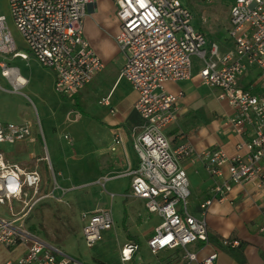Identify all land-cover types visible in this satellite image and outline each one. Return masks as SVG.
Instances as JSON below:
<instances>
[{"label": "built area", "instance_id": "built-area-1", "mask_svg": "<svg viewBox=\"0 0 264 264\" xmlns=\"http://www.w3.org/2000/svg\"><path fill=\"white\" fill-rule=\"evenodd\" d=\"M8 1L14 23L31 54L54 72L58 94L74 98L105 70L104 61L84 35L88 9L96 0ZM231 1L230 32L234 46L221 52L216 42L195 28L193 12L182 0H114L119 20L115 40L125 57L120 78L138 92L134 110L143 122L142 133L133 141L138 166L124 175L132 179V196L144 200L149 213L161 220L148 241L151 253L181 250V264L198 260L190 246L207 244L209 234L205 220L189 212V179L180 165L181 159L192 158L196 150L189 142L173 147L164 133L175 121V110L183 96L182 92L169 93L166 84L192 79L195 59L202 83L215 89L218 99L235 111L231 123L237 133L243 134L247 125L256 126L250 141L241 143L245 155L229 156L222 149L198 154L206 159L207 170L213 176L222 177V168L228 167L229 175L216 184L215 193L220 195V201H225L234 185L258 180L259 186L264 187V0ZM0 54L28 59L18 52L4 16H0ZM0 68L12 80L15 91L27 85L26 79L21 82L18 78L21 74L17 68L5 62L0 63ZM251 68L260 71L262 94L240 84ZM32 128L31 122H0V145L35 143ZM65 138L70 141L69 136ZM121 140L119 135L117 143ZM42 160L49 163L55 190L59 186L48 151ZM44 180L38 169L28 170L10 163L0 150V206L6 207V215L0 213V247L27 248L16 261L8 259L0 264H72L73 259L64 251L35 237L25 226L27 213L52 196L51 192L43 193ZM213 200L206 201L203 207L210 206ZM82 220V234L88 247L102 241L104 233L115 227L111 209L83 214ZM224 245L239 244L224 241ZM137 250L135 243L125 245L121 262L131 261ZM217 257L212 254L201 264H214Z\"/></svg>", "mask_w": 264, "mask_h": 264}, {"label": "crops", "instance_id": "crops-1", "mask_svg": "<svg viewBox=\"0 0 264 264\" xmlns=\"http://www.w3.org/2000/svg\"><path fill=\"white\" fill-rule=\"evenodd\" d=\"M118 32L119 20L114 0H96L95 5L88 9L84 21V35L92 49L104 61L105 70L109 64L119 65L120 70L125 64V57L115 40ZM197 62L195 59L192 79L166 84L169 93L178 94L182 92L183 96L175 110V121L164 129V133L173 147L189 142L196 150V154L192 158H183L180 162L189 179L191 193L189 212L194 217L205 220L208 226L209 242L190 246V249L196 252L198 256V260L191 264H201L212 254L218 255L214 264H264V187L259 186L258 180L234 185L232 191L227 194V199L220 201V195L215 193L214 188L216 184L227 179L229 175L228 167L224 166L222 168V177L213 176L207 170L206 159L198 157V154L202 151L214 149H222L229 156L245 155L246 149L240 148L241 143L250 141L254 136L256 126L247 125L243 134L237 133L231 123L235 111L229 107L227 102L218 99V92L215 89L202 83L200 66ZM101 73L93 81L97 80L96 78ZM53 76L52 83L54 84L56 80L54 72ZM120 79L119 76L118 80ZM244 79L249 82L247 86L242 85ZM93 81L78 95L86 91L93 84ZM240 84L256 94L263 93L259 69H249L242 76ZM130 86L132 90L119 96L115 103H110L113 89L107 92V96L100 101L103 105L109 107L107 114L100 120L99 136L101 139L97 143L90 140L87 143L89 151L84 156L78 158L75 155L76 157H74L69 151L67 156L64 157L57 153L55 147H53L51 155L49 148L46 147V149L52 167L54 166L52 158L54 163L57 164V167H53V170L57 176V183L61 187L76 186L70 182L76 165L75 160L84 165V168L92 170L90 172L92 181L83 184V187L100 184L106 187V184L110 182L121 180L122 186L118 188V191H115L114 186L110 187L114 190L111 196L118 195L123 200L122 206L129 222L141 223L144 220L145 212L149 211L144 200L132 196V179L124 175L138 166L139 159L133 148V141L142 133L143 125L140 116L134 111L139 94L131 84ZM83 93L85 95V92ZM78 95L73 99L79 98ZM103 101H106V103ZM113 110L116 111L115 114L112 113ZM91 122L90 120L86 123L90 124ZM119 135L122 136L121 143H117ZM70 140H72V142L69 141L72 147L74 140L72 137H70ZM25 143H19L22 145V151L27 148ZM5 155L10 163L14 162L6 152ZM32 156L33 154L30 155L31 162ZM104 178L107 181L99 183ZM210 199H214L213 203L208 207H203L204 203ZM92 204L93 209L84 210L86 213L83 214H90L99 209L112 210L113 200L110 204L111 207L106 206L107 208L100 205V199ZM160 223L150 229L148 233L145 232V248L142 245L143 238L139 234L126 235L123 241L118 243L113 254L114 262L110 264L122 263L121 251L129 243H135L138 250L134 252L131 261L126 264L183 263L181 250L165 251L159 255L151 253L148 241L155 234ZM139 232L142 234V231ZM224 241L238 242L239 245L237 247L226 246ZM26 250L27 248L24 245H20L14 250L0 247V261L4 262L12 258L16 261L26 253Z\"/></svg>", "mask_w": 264, "mask_h": 264}, {"label": "rangeland", "instance_id": "rangeland-1", "mask_svg": "<svg viewBox=\"0 0 264 264\" xmlns=\"http://www.w3.org/2000/svg\"><path fill=\"white\" fill-rule=\"evenodd\" d=\"M182 2L193 12L195 28L203 31L210 41L216 42L221 52L233 48L234 39L230 32L233 1L182 0ZM0 16L6 18L18 52L28 56V59L24 60L15 58L12 54H0V63L5 62L9 67L17 68L28 80L25 88L15 91L12 80L3 77L0 68V122L17 124L31 121L32 137L38 140L37 143H25L27 144L25 151H22L21 144H1L0 150L6 152L11 160H14L13 163L21 168L38 169L45 178L43 193L51 192L52 195L27 213L25 226L35 237L64 251L73 259L72 264L114 262L113 254L118 243L128 234H139L143 238L142 245L145 248L144 234L158 225L160 219L146 211L141 223L129 222L122 206L123 200L118 195L111 196L114 190L110 187L114 186L115 191H118L122 186L121 180L110 182L106 187L102 184L83 187V184L92 181L90 175L92 170L84 168V165L75 160L76 165L70 182L76 186L64 188L58 185L59 187L54 190L51 168L49 163L42 160L43 156L47 155L46 147L49 148L51 155L55 147L61 156H67L70 151L74 157L77 155L80 158L89 151L87 143L90 140L97 143L101 139L100 120L107 114L109 107L100 101L112 89L110 103H115L119 96L132 90L125 79L118 80L121 73L119 65L109 64L96 78L97 80L83 91L85 95L82 92L76 100L60 95L57 93L55 83H52L54 77L52 70L43 67L31 54L25 39L17 29L8 0H0ZM197 64L199 66L198 62ZM245 80L242 81L243 86L249 83ZM90 120L92 122L87 124L86 122ZM66 136L74 140L72 147L70 146L72 140L69 142ZM52 163L53 167H57L53 158ZM102 182L103 179L99 183ZM99 199L103 208L111 207L113 200L115 227L104 233L102 241L88 247L82 234L84 226L82 216L85 211L92 210V203ZM5 212L6 207L0 206V213L6 215ZM139 231H142V234Z\"/></svg>", "mask_w": 264, "mask_h": 264}, {"label": "bare ground", "instance_id": "bare-ground-1", "mask_svg": "<svg viewBox=\"0 0 264 264\" xmlns=\"http://www.w3.org/2000/svg\"><path fill=\"white\" fill-rule=\"evenodd\" d=\"M2 76L6 77L3 73H2ZM6 78H8V77H6ZM18 78L20 79L21 82H24V80H25V78L21 75H19Z\"/></svg>", "mask_w": 264, "mask_h": 264}]
</instances>
